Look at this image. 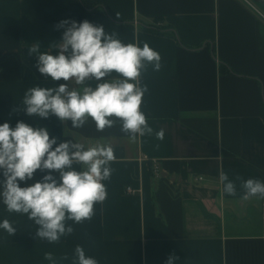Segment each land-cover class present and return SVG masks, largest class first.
I'll return each mask as SVG.
<instances>
[{"label":"crops","instance_id":"1","mask_svg":"<svg viewBox=\"0 0 264 264\" xmlns=\"http://www.w3.org/2000/svg\"><path fill=\"white\" fill-rule=\"evenodd\" d=\"M89 1L98 7L0 0V124L47 127L58 142L86 148L110 144L117 157L103 181L107 199L90 220H66L73 232L56 242L37 237L28 214L8 212L0 197V223L8 219L16 229L0 228V264H78V245L97 264H166L173 255L174 264H264V199H243L242 187L249 178L264 182V0ZM65 19L103 25L122 43H147L160 54V70L145 62L140 77L151 135L132 141L119 120L98 131L91 118L77 129L54 115L25 114L29 89L68 83L40 74L29 52L38 44L56 55ZM155 19L164 33L143 28ZM106 79L86 83L95 88ZM160 129L164 140L156 138ZM45 174L37 170L27 184ZM221 174L235 184V196L221 195Z\"/></svg>","mask_w":264,"mask_h":264},{"label":"clouds","instance_id":"2","mask_svg":"<svg viewBox=\"0 0 264 264\" xmlns=\"http://www.w3.org/2000/svg\"><path fill=\"white\" fill-rule=\"evenodd\" d=\"M58 27L64 31L56 55L40 52L38 44L29 52L37 56L40 74L68 83L56 88L29 89L23 100L25 114L44 119L54 115L61 122L70 121L71 127L77 129L91 118L98 131L112 128L119 120L121 131L132 141L137 135H151L153 129L140 110L147 92L146 86L141 87L140 77L145 62L160 70V54L147 43L143 47L124 44L116 33H106L103 25L88 20L65 19ZM112 73L117 75L109 79ZM103 78L107 79L95 88L86 83ZM70 82L79 87H69ZM156 138L164 140L165 130L156 132ZM58 139L50 135L47 127L37 128L23 121H17L15 127L8 121L0 124V170L4 177L0 180V197L8 212L28 214L39 226L35 235L49 243L73 232L71 226L66 227V220L80 223L92 218L94 205L107 199L103 181L110 178L109 165L117 159L110 144L96 143L86 148L80 142H58ZM74 165H80L81 170ZM37 170L46 174L41 180L27 184ZM220 180L221 195L237 194L227 175L221 174ZM21 182L26 186L21 187ZM242 187L243 199H264V182L249 178ZM0 228L10 235L16 232L8 219L0 223ZM75 256L78 264H97L79 245ZM45 259L54 260L51 253H46ZM176 259L170 256L166 264H174Z\"/></svg>","mask_w":264,"mask_h":264},{"label":"trees","instance_id":"3","mask_svg":"<svg viewBox=\"0 0 264 264\" xmlns=\"http://www.w3.org/2000/svg\"><path fill=\"white\" fill-rule=\"evenodd\" d=\"M85 9H94L98 7V4L89 0H77ZM159 19H155L154 23L152 24H145L143 25V28L151 31V32H157V33H164L165 30L160 27L159 25ZM173 34V33H171Z\"/></svg>","mask_w":264,"mask_h":264},{"label":"built area","instance_id":"4","mask_svg":"<svg viewBox=\"0 0 264 264\" xmlns=\"http://www.w3.org/2000/svg\"><path fill=\"white\" fill-rule=\"evenodd\" d=\"M154 171L158 172V167L157 166L154 167ZM199 180H202V178H199ZM124 191L127 194H134L135 193V191L130 186H125ZM262 235L264 237V226H263Z\"/></svg>","mask_w":264,"mask_h":264}]
</instances>
